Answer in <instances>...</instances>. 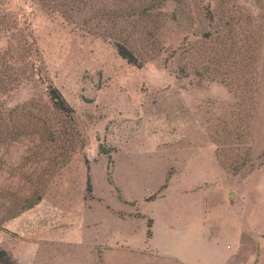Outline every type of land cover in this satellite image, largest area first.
<instances>
[{
	"label": "rangeland",
	"instance_id": "374dc122",
	"mask_svg": "<svg viewBox=\"0 0 264 264\" xmlns=\"http://www.w3.org/2000/svg\"><path fill=\"white\" fill-rule=\"evenodd\" d=\"M55 1L0 0V120L17 132L0 191L50 173L0 248L16 264H264V0Z\"/></svg>",
	"mask_w": 264,
	"mask_h": 264
},
{
	"label": "trees",
	"instance_id": "16d2710c",
	"mask_svg": "<svg viewBox=\"0 0 264 264\" xmlns=\"http://www.w3.org/2000/svg\"><path fill=\"white\" fill-rule=\"evenodd\" d=\"M86 0H56L55 4L56 7L59 8L61 11H64L65 15L70 14L75 9L78 10L79 6H85ZM125 2V0H123ZM62 15L63 12H60ZM108 15V14H106ZM207 15H211L210 13H206ZM103 18L105 15L102 16ZM211 17H209L210 19ZM85 25L86 22H83ZM87 26V25H86ZM90 28V27H89ZM95 34H98L95 32ZM104 38H112V35L107 34L106 31L102 33ZM113 39V38H112ZM113 45L116 49V52L119 57H121L123 60L126 61L127 64L133 65V66H141L142 64L137 60V58L129 51L126 46L113 39ZM221 47V46H220ZM230 46H226L222 44V49L226 53H231L233 50L229 49ZM254 61V56L249 53V60ZM180 74L185 77L184 72L180 71ZM46 95L49 100V103L51 104L52 109H54L57 112H60L64 116L71 117L72 115V109L67 104L65 99L62 97L60 92L52 87L51 85H48L46 87ZM17 135L16 129L14 126H12V129H8V126L3 125L0 120V145L3 144L6 141H15L17 138H15ZM101 151L105 152L103 148H101ZM32 156V155H31ZM36 157V155L34 154ZM30 157V156H29ZM46 177V175H50V173L46 170V172H40L37 180L38 183L36 186L32 188V190L29 192L27 196H17L11 192L3 193V191H0V230L2 229V226L4 223L15 219L18 217L21 213L30 210L34 208L42 199V194L44 191L45 183L43 182L42 176ZM0 264H16L15 261L12 259V257L3 249L0 248Z\"/></svg>",
	"mask_w": 264,
	"mask_h": 264
},
{
	"label": "water",
	"instance_id": "95a60500",
	"mask_svg": "<svg viewBox=\"0 0 264 264\" xmlns=\"http://www.w3.org/2000/svg\"><path fill=\"white\" fill-rule=\"evenodd\" d=\"M232 196H233V194H232V193H230V194H229V199H231V198H232Z\"/></svg>",
	"mask_w": 264,
	"mask_h": 264
}]
</instances>
